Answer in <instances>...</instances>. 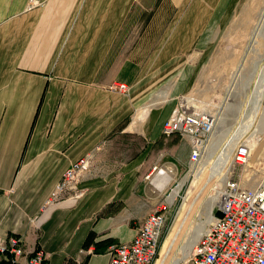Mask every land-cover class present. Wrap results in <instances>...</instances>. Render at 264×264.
Instances as JSON below:
<instances>
[{
  "label": "crops",
  "instance_id": "1",
  "mask_svg": "<svg viewBox=\"0 0 264 264\" xmlns=\"http://www.w3.org/2000/svg\"><path fill=\"white\" fill-rule=\"evenodd\" d=\"M248 1L0 0V240L26 251L0 264L38 249L47 264H110L109 246L134 239L170 184L151 169L190 157L163 126ZM130 135L142 149L91 162L82 196L49 204L67 170Z\"/></svg>",
  "mask_w": 264,
  "mask_h": 264
},
{
  "label": "rangeland",
  "instance_id": "2",
  "mask_svg": "<svg viewBox=\"0 0 264 264\" xmlns=\"http://www.w3.org/2000/svg\"><path fill=\"white\" fill-rule=\"evenodd\" d=\"M207 56L203 63H199L193 86L178 100L185 97L199 111L215 117L217 127L207 154L196 171L189 170V159L186 167L179 171L167 164L178 161V154L172 157L174 161L165 156L158 163V168L169 172L172 179L163 198L167 224L161 253L169 251L162 264H181L188 260L189 257L185 259L184 256L194 237L210 225L209 206L216 196L213 217H217L219 197L232 170V155L220 173L216 164L227 142L237 131L239 133L242 125L249 126L252 116L259 111L253 128L241 138L252 143L250 163L235 170L237 175L243 176V183L247 186H254L264 178V133L255 140L252 138L253 131L264 126V0H249L237 17L221 30ZM175 138L177 141L182 139ZM140 142L141 145L131 135L126 140L114 141L100 157L99 154L92 157L91 162L104 159L112 164L122 163L137 148L142 149ZM158 154L156 149L155 158ZM175 192L177 196L172 201Z\"/></svg>",
  "mask_w": 264,
  "mask_h": 264
},
{
  "label": "built area",
  "instance_id": "3",
  "mask_svg": "<svg viewBox=\"0 0 264 264\" xmlns=\"http://www.w3.org/2000/svg\"><path fill=\"white\" fill-rule=\"evenodd\" d=\"M215 117L197 108H189L183 97L163 126L165 137L179 136L190 144L189 170L196 171L207 154V148L216 129ZM249 140L240 139L232 154V170L224 182L213 223L200 238L189 259L181 264H264V178L254 186L243 183V176L235 168L247 167L252 157ZM92 156L73 165L57 185L49 204L65 199H79L78 180L91 167ZM158 166L151 169L149 179ZM164 204L151 213L140 226L134 239L128 243L112 244L107 250L110 264H158L162 240L167 224ZM84 252V251H83ZM26 254L18 237L0 240V258ZM48 254L36 250L28 264H47Z\"/></svg>",
  "mask_w": 264,
  "mask_h": 264
},
{
  "label": "bare ground",
  "instance_id": "4",
  "mask_svg": "<svg viewBox=\"0 0 264 264\" xmlns=\"http://www.w3.org/2000/svg\"><path fill=\"white\" fill-rule=\"evenodd\" d=\"M185 102H186V104L188 105V107L189 108H191V107H194V105L192 104V101H189V100H187V98H185ZM195 108V107H194ZM207 114V113H206ZM259 114H260V111L257 113V115L256 116H252V120H251V122H250V124H249V126H244V125H242V127H241V129L239 130V133H238V131H237V133H236V135H234L228 142H227V144H226V146L222 149V153H221V157L219 158V160H218V162H217V164H216V166H217V169H218V173H220L222 170H223V168H225V166L227 165V162L229 161V159H230V157H231V155H232V153H233V151H234V148L236 147V145H237V143H238V141L243 137V135L245 134V133H248V132H250L251 131V129L253 128V125L256 123V120L258 119V117H259ZM146 115H147V113H146ZM209 115V114H208ZM211 116V115H210ZM144 117H145V114H144V112L143 111H141L138 115H137V117H136V123L137 124H141L142 123V120L144 119ZM215 121H216V119H215ZM216 127H217V125H216ZM216 130V129H215ZM262 133H264V126H262L261 127V129H258V128H256L254 131H253V136H252V138H254V140L256 139L255 137H257L258 135H260V134H262ZM211 141V140H210ZM251 146H252V143H251ZM165 179V185L163 186V185H161V187H160V189L162 190L163 188H165V186H166V184H168L172 179H168V178H164ZM173 197H172V201L176 198V196H177V192H175L173 195H172ZM218 196H216L215 198H213L212 200H211V203H210V206H209V212H208V214H209V222H210V224L211 223H213V221H214V217H213V205H214V203H216V201L218 200V198H217ZM206 232V230H201V231H199L197 234H196V236L194 237V240L192 241V245H191V247L187 250V253H186V255L184 256L185 257V259H187L188 257H190V255H191V252L193 251V249H194V246H196V244L198 243V241L200 240V238L203 236V234ZM174 241V240H173ZM172 241V242H173ZM172 246V243H171V245H169V248ZM162 250H163V247H162ZM168 251H169V249L167 250V251H162V253H161V259H159V262H158V264H162L164 261H163V257H165L166 256V254L168 253ZM189 259V258H188Z\"/></svg>",
  "mask_w": 264,
  "mask_h": 264
},
{
  "label": "trees",
  "instance_id": "5",
  "mask_svg": "<svg viewBox=\"0 0 264 264\" xmlns=\"http://www.w3.org/2000/svg\"><path fill=\"white\" fill-rule=\"evenodd\" d=\"M219 214L217 213V216H218Z\"/></svg>",
  "mask_w": 264,
  "mask_h": 264
}]
</instances>
